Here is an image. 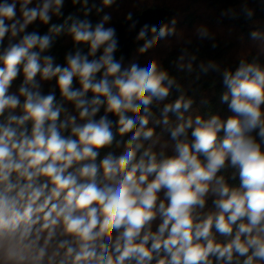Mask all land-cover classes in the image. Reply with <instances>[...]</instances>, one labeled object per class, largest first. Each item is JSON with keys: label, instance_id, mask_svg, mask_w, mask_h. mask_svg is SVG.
I'll return each instance as SVG.
<instances>
[{"label": "clouds", "instance_id": "obj_1", "mask_svg": "<svg viewBox=\"0 0 264 264\" xmlns=\"http://www.w3.org/2000/svg\"><path fill=\"white\" fill-rule=\"evenodd\" d=\"M114 2L102 0L96 13ZM88 3L72 0L85 18L40 35L28 27L62 17L65 0H0V264H264V31L250 33L256 51L234 70L198 65L219 73L231 115L193 116V96L159 59H116L111 15L93 25ZM125 19L135 29L131 12ZM175 25L144 24L138 52L178 37ZM65 31L75 51L62 66L46 53ZM195 36L217 47L207 26ZM196 60L182 49L176 72L192 75ZM53 78L59 100L42 90ZM103 149L121 151L101 158Z\"/></svg>", "mask_w": 264, "mask_h": 264}, {"label": "trees", "instance_id": "obj_2", "mask_svg": "<svg viewBox=\"0 0 264 264\" xmlns=\"http://www.w3.org/2000/svg\"><path fill=\"white\" fill-rule=\"evenodd\" d=\"M138 1L145 2L146 0H115L111 7H105L103 12L98 15L95 9L102 6V0H89L87 7L91 8L92 11L88 15L87 19H89L94 25L100 20L104 13H108L111 15L112 19L110 24L106 26H111L116 29L117 23L125 20V17L129 12L135 15L147 7L167 8L170 11V17L167 20L159 23L157 26H160L164 23H169L173 19L178 22L177 17H179L181 20L179 23H176L175 27L178 34H180V32L185 34H180L178 37H168L166 40L161 41L162 54L160 62L162 66L170 73L177 75L180 83L187 90V94L193 96L194 103L192 105V109L190 110V114L194 116L197 112L204 114L211 110V112L219 114L222 119H226L227 116L231 115V113L228 111L227 105L220 103V97L226 89L223 86L219 73L213 70L203 73L200 71L198 65L201 62L206 65L209 62H214L219 65L221 69L230 68L234 70L238 65L241 55H248L250 57L252 54H254L256 51V42L250 38V33L254 30L264 31V0H162L165 1L162 6L150 4L129 11L131 8H133V6L137 5H135V3ZM35 2L36 0H33V5H30V7L34 6ZM131 3H133V5H131ZM201 4L202 6L199 7ZM245 6L254 11L252 19H247L245 17L242 11ZM18 7L19 5H17V8ZM198 8H202L199 15L196 11ZM229 9L232 10L231 13L227 15L222 14ZM84 12L85 8L82 5L77 4L74 6L72 4V0H65L62 17L57 18L54 16L48 25H44L40 21H36L28 27L27 31H37L40 35H51V33H49V28L51 25L63 24L65 19L69 16H72L73 18L84 19ZM202 20H208L209 22H203ZM70 22L71 21H69V23ZM199 22L201 23L200 25L207 26L209 30L215 34V42L217 43L216 48L211 46L212 41H200L195 35L187 34L189 29L194 28ZM240 37L243 39L242 44L249 51L244 52V47L241 50L238 48L237 44ZM6 43L7 37L5 39V44ZM142 44L143 41L133 42L129 55L124 57L122 53L116 52V59L119 60L120 57L123 56L124 66H128L133 62L138 63L141 66H145L147 64L145 63L147 53L146 55L141 54L140 57H138L136 60H133L134 51L139 49ZM79 47L84 53H87V45L81 44ZM184 48H187L189 54H195L197 56V60L194 64L196 71L190 76H185L183 73H177L175 70V62L181 55V50ZM237 49L240 52L234 53V50L237 51ZM69 51H75V45L72 37L65 31L59 36L54 37V45L50 52L46 54L53 55L55 57V63L66 66L65 55ZM99 54L100 53L97 55ZM197 73H199L200 76L199 80H195ZM37 78L39 79V76ZM22 81L23 75L21 73V75H19L18 78L13 82L10 91L17 92ZM55 83V78H53L52 81H42V90L44 94L54 90L56 98L59 100L60 93L58 88H54ZM73 86L77 88L79 87V83L77 80H75V78ZM194 89L195 92L193 91ZM88 96L90 98L91 94L88 93ZM177 96L178 93L175 91V89H173L169 99H175ZM66 106L70 111L73 110V106L71 104H67ZM262 108H264V106H262ZM152 110L155 115L159 117V109L153 106ZM186 115H188V113H186ZM152 126L153 125L150 122L149 127ZM157 131L159 132V129H157ZM114 134H116L117 139H120L119 135L117 134V130L114 132ZM163 139L168 140L169 144H171V140L167 133L163 135ZM110 150H114L117 155L121 151L116 149H103L100 152V157L102 158ZM229 183L232 185H238L239 181L238 179L235 181L229 180ZM208 203L209 207H211V201ZM218 239L222 238L218 237Z\"/></svg>", "mask_w": 264, "mask_h": 264}, {"label": "water", "instance_id": "obj_3", "mask_svg": "<svg viewBox=\"0 0 264 264\" xmlns=\"http://www.w3.org/2000/svg\"><path fill=\"white\" fill-rule=\"evenodd\" d=\"M170 17V11L165 7H147L143 11L138 14L133 15V20L136 21L135 29L129 30V25L132 21H120L116 25V32L118 37V50L117 52L122 53L124 57H127L130 53L131 45L133 42L137 41L136 36L139 32V29L144 25H158L159 23L167 20ZM100 74H98L99 76ZM91 94V93H89ZM92 95V94H91ZM104 115V110L97 114L95 117L99 119L100 116ZM109 118L112 120H116L113 114H108ZM117 128L113 127V132H115Z\"/></svg>", "mask_w": 264, "mask_h": 264}, {"label": "rangeland", "instance_id": "obj_4", "mask_svg": "<svg viewBox=\"0 0 264 264\" xmlns=\"http://www.w3.org/2000/svg\"><path fill=\"white\" fill-rule=\"evenodd\" d=\"M169 1H171V0H169ZM165 1H162V0H146L145 2H136L135 3V5L136 6H133V8H131L129 11H131V10H135V9H137V8H139V7H141V6H144V5H150V4H155V5H159V6H162V4L164 3ZM175 3V2H174ZM161 4V5H160ZM204 4V3H203ZM131 5H133V3H131ZM202 6V4L201 5H199V7H201ZM236 7H237V5H236ZM201 9L202 8H198V10H196L197 11V13H198V15H199V13H201ZM180 18L179 17H177V21L178 22H176V23H179L180 22ZM203 22H209L208 20H202ZM201 23L199 22V23H197V25L199 26ZM197 25L194 27V28H192V29H189V31L187 32V34H192V35H195V29H196V27H197ZM217 31V30H216ZM180 34L182 35V34H185V33H181L180 32ZM179 34V35H180ZM186 34V35H187ZM243 39L240 37V39H238V44H237V46H238V48L241 50L243 47H244V45L242 44L243 43V41H242ZM162 41V40H161ZM161 41L158 43V45L157 46H155L154 48H152V49H149L146 53H147V57H146V62L145 63H148V61L149 60H151V59H154V58H156V59H161V54H162V44H161ZM244 49V52H247V51H249L247 48H243ZM238 52H240V51H238V49H237V51L236 50H234V53H238ZM146 53H143L142 55H146ZM140 55H141V53H139L138 52V49H136L135 51H134V56H133V60H136L138 57H140Z\"/></svg>", "mask_w": 264, "mask_h": 264}]
</instances>
